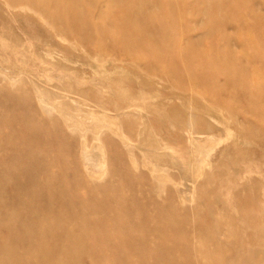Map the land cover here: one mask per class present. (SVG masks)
I'll use <instances>...</instances> for the list:
<instances>
[{
    "label": "rangeland",
    "instance_id": "1",
    "mask_svg": "<svg viewBox=\"0 0 264 264\" xmlns=\"http://www.w3.org/2000/svg\"><path fill=\"white\" fill-rule=\"evenodd\" d=\"M48 4L0 0V264H15L13 239L29 243L21 264H264L246 260L264 251V0ZM15 40L56 53L21 70ZM51 101L88 128L67 127ZM148 129L179 164L148 160ZM221 135L185 198L190 143ZM43 202L57 207L43 208L38 246L19 222Z\"/></svg>",
    "mask_w": 264,
    "mask_h": 264
},
{
    "label": "bare ground",
    "instance_id": "2",
    "mask_svg": "<svg viewBox=\"0 0 264 264\" xmlns=\"http://www.w3.org/2000/svg\"><path fill=\"white\" fill-rule=\"evenodd\" d=\"M59 1L60 0H49V4H48V6H50L51 5V2H54V5H55V3L57 4V6L59 7ZM57 6H54L53 7V12H56L57 13V15H60V12L57 10ZM60 8V7H59ZM3 42H4V40L2 39V38H0V43L3 45ZM14 50H18L19 51V58H20V62L21 63H17V64H15L16 66H19V68L22 70V69H24V70H26V71H28V67H30L29 66V64L31 63V62H41L43 65L45 64V65H48V63H49V61H47L48 59H50V58H53L54 57V53H56V51L55 50H53V51H51V50H49L48 48H46L45 50H44V53H40V54H35V55H31V51L29 50V48H27L26 46H24V44L23 43H21V42H18L17 40H15V42L13 41V43H11V45H10ZM84 50V49H83ZM86 52V51H85ZM8 61V59L7 58H2L1 59V61ZM65 60V59H64ZM66 61V60H65ZM68 62V61H67ZM100 65H101V67H102V64H101V62H100ZM15 67V66H14ZM32 67V66H31ZM64 67V66H63ZM65 69V68H64ZM68 68H66V70H67ZM6 70V69H5ZM9 70V69H8ZM61 70V69H60ZM63 70V69H62ZM4 77H6V76H4ZM36 77V76H35ZM16 78V77H15ZM27 78V77H26ZM11 79V78H10ZM14 80V79H13ZM40 80V79H39ZM39 86V85H38ZM53 86V85H52ZM56 88L58 87V86H55ZM63 87V86H62ZM60 88V87H59ZM59 88H57V89H59ZM60 90V89H59ZM67 90V89H66ZM38 92H39V96L41 97V98H44L45 96H46V94H49V91H46V89L45 88H42V86H39L38 87V90H37ZM70 91V90H69ZM35 92V91H34ZM56 93V92H55ZM74 93V92H73ZM126 93V92H125ZM54 94V93H53ZM57 94V93H56ZM45 95V96H44ZM51 95V94H50ZM38 96V97H39ZM83 96V95H82ZM99 94L97 93V96H96V100H98L99 99ZM128 96V95H127ZM37 97V98H38ZM48 97V96H47ZM56 97H58V95L56 96ZM85 97V96H84ZM50 98H52V97H50ZM87 98H88V96H87ZM53 99V98H52ZM127 99H130V100H132L130 97H128ZM39 101H40V99H39ZM46 101V100H45ZM44 101V102H45ZM49 101V100H48ZM74 102V101H73ZM192 102V101H191ZM48 103V102H47ZM79 103V102H78ZM51 104H52V106H53V109L54 110H57L60 114H62L63 115V117H64V120L63 121H65L66 122V124L68 125L67 127H74V126H78L79 124L81 125V127L82 128H84V129H86V128H88V126H85V124H83L82 123V121L81 120H79L78 118H77V116L75 115V114H73V113H71L70 111H68V110H65V109H63L62 107H64V106H66V103H61V104H59L58 102H56V101H51ZM51 104H50V106H51ZM49 105V104H48ZM47 105V106H48ZM78 106V105H77ZM107 106V105H106ZM75 107V106H74ZM147 105H145V108L147 109ZM157 108V105H154V107L153 108ZM80 108V107H79ZM101 108V107H100ZM143 108V107H142ZM194 108V107H193ZM77 109V108H76ZM82 108H80V110H81ZM102 109V108H101ZM84 110V109H83ZM91 111V110H90ZM93 111V110H92ZM112 111V110H111ZM79 112V111H78ZM89 113V112H88ZM94 113V112H93ZM77 114V113H76ZM90 114V113H89ZM59 115V114H58ZM97 116V115H96ZM192 116V115H191ZM191 116H189L190 117V120L187 122V124L188 125H186V126H188V130H190V131H192V130H194L192 127L193 126H191ZM188 117V118H189ZM196 117V116H195ZM88 118V117H87ZM93 118V117H92ZM178 118V117H177ZM197 118H199V117H197ZM61 119V118H60ZM86 119V118H85ZM94 119V118H93ZM179 119V118H178ZM95 120V119H94ZM108 120V119H107ZM106 119L104 120V121H107ZM193 121H195V119H192ZM199 120V119H198ZM88 121V120H87ZM110 121V120H109ZM179 121H181V119H179ZM200 121V120H199ZM89 122V121H88ZM96 122H100V120L99 121H96ZM115 122V121H114ZM182 122V121H181ZM64 123V122H63ZM91 123V122H90ZM103 123V122H102ZM117 123V122H116ZM95 124V123H94ZM109 124V123H108ZM114 125V124H113ZM98 126H100V124L98 125ZM105 126V125H104ZM108 126V125H107ZM114 127H116V124H115V126ZM113 127V128H114ZM144 127V126H143ZM209 128V127H208ZM211 128V127H210ZM76 129V128H75ZM118 129V128H117ZM218 129V128H217ZM96 133H98V131H99V128L98 127H95L94 129H93ZM104 130V129H103ZM79 131V130H78ZM93 131V132H94ZM108 131H110V130H108ZM80 132V131H79ZM208 132V131H207ZM210 132H212V131H210ZM230 132V131H229ZM196 133V132H195ZM200 133H202V132H200ZM152 135L153 136H155V132H154V130L153 129H148L147 131H146V133H143V137H144V141H145V156L148 158V160H149V157H155V156H165V157H168L169 158V162H171L172 164L173 163H177V164H179V162H180V160L179 159H174L172 156H171V154L170 153H162V152H159L158 151V149L159 148H163V145L164 144H162L159 140H155V141H153L154 139H155V137H152ZM94 136V135H93ZM97 137V136H96ZM152 137V138H151ZM189 138V141L191 142L193 139H192V135L190 134V136L188 137ZM124 139V138H123ZM199 139V138H198ZM204 139V138H203ZM226 140V137H224L223 135H221V136H219L217 139H215L213 142H211V144H209V146L208 147H203L202 146V148H198V149H196L195 148V146L193 145V143L191 144L190 143V146H189V152H188V170H189V173L186 175L185 174V179H186V182L187 183H190L191 184V186L189 187V189H188V191H189V193H188V195H186L185 196V198L187 197V196H189L190 197V199H192L193 198V195H194V187H195V181H196V179H199L202 175H203V172H204V170L208 167H210L211 166V162H210V160H209V158H208V151L207 150H212L213 148H215V147H217V146H219L222 142H224ZM83 143H84V141H83ZM94 143V142H93ZM97 144V143H96ZM95 144V145H96ZM83 145V144H82ZM98 145H100L99 143H98ZM93 146H94V144H93ZM85 147V146H84ZM3 148V147H2ZM85 149V148H84ZM81 150H82V148H81ZM87 150V149H86ZM90 150V149H89ZM92 151L90 152V153H87V152H84L83 151V162H85V165H87V167H88V165L89 164H92V163H94V165L96 164V165H98V164H100V160H101V155L99 154V150L97 151V149L95 150V148H93V149H91ZM88 151V150H87ZM140 151H142V150H140ZM178 154H180V153H178ZM105 156V155H104ZM132 156V155H131ZM106 157V156H105ZM196 157H201V160L200 161H196ZM159 158H161V157H159ZM164 158V157H163ZM82 159V158H81ZM146 160V159H145ZM103 161H104V159H103ZM151 162V161H150ZM149 162V163H150ZM104 163V162H103ZM133 163V162H132ZM95 165V166H96ZM103 164H101V166H102ZM151 165V164H150ZM95 166H93V167H95ZM104 166V165H103ZM152 166V165H151ZM154 166V165H153ZM156 166H158V165H156ZM90 167V166H89ZM97 167V166H96ZM100 167V166H99ZM101 168V167H100ZM99 168V169H100ZM155 168V167H154ZM102 169V168H101ZM186 170V169H185ZM85 171V170H84ZM152 172H153V176H155L157 179H160L161 177H162V175H161V172H159V171H157L156 169H152L151 170ZM163 174V173H162ZM155 180V179H154ZM172 183V182H171ZM189 184V185H190ZM181 186V185H180ZM187 187V188H188ZM0 201H1V199H0ZM57 207V205H56V203H48V202H43L42 204H39V205H34V206H32L31 208H29V214H30V216H32V214H36V215H38L37 216V218H32V217H24L20 222H19V225H20V223H24V225L25 226H27V228L28 229H30V231H32V232H34L35 234H36V236L34 237L35 239V241H38L37 242V245L38 246H41V238L42 237H44V236H46V232H43V231H39L37 228H36V224H42V225H44L45 224V220H44V218H43V212H44V209L43 208H49V209H51V208H56ZM19 208H23L22 206H20ZM2 226H3V224H2ZM1 226V227H2ZM20 226H22V225H20ZM132 237H134V234H132V235H129V237H124L125 238V243H130L131 241L128 239V238H132ZM31 238L30 237H28V240H30ZM54 239V238H53ZM10 244H11V246L12 247H15L13 250H12V255H11V258H12V262L13 263H15V264H21V262H20V256H18L17 254H15V252H14V250L15 249H17V248H19L21 245H24L27 249L29 248V243L27 242V241H25V240H19V239H13V240H11L10 241ZM26 249V252L28 253V255H30L31 254V252H30V250L28 249L27 250ZM88 249L90 250V248L88 247ZM1 251V250H0ZM2 252V251H1ZM5 252V250L3 251V253ZM252 253H251V255L249 256V257H247L246 258V260H247V262H248V260L250 259V257L252 256V257H254L255 259H257V260H261V258L263 259L264 258V251H261V250H253V251H251ZM2 254V253H1ZM6 254H7V252H6ZM3 255V254H2ZM3 258V257H2ZM1 261H3V260H1ZM20 262V263H19Z\"/></svg>",
    "mask_w": 264,
    "mask_h": 264
}]
</instances>
